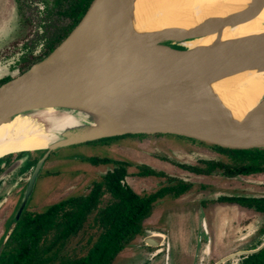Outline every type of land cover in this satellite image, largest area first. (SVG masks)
I'll list each match as a JSON object with an SVG mask.
<instances>
[{
    "label": "water",
    "instance_id": "obj_1",
    "mask_svg": "<svg viewBox=\"0 0 264 264\" xmlns=\"http://www.w3.org/2000/svg\"><path fill=\"white\" fill-rule=\"evenodd\" d=\"M143 2L147 0H92L79 21L45 57L0 84V122L16 113L46 107L88 105L100 112V122H104L71 129L44 147L26 149L42 151L28 179L30 187L51 151L127 134H175L228 149H264V115L258 122L243 126L221 123L210 111L216 104L210 97L202 99L199 92L200 87L219 80L216 70L222 66L234 69L243 55L264 63V34L251 32L201 49L187 45L229 24L255 19L262 3H249L245 15L217 17L211 23L157 26L142 21ZM117 106L131 113V123L119 118ZM26 157L14 160L1 174ZM10 231L2 237L0 253ZM163 236L154 231L144 240L150 243V239ZM263 247L264 239L254 248L232 252L213 264L256 253ZM164 264H169L168 256Z\"/></svg>",
    "mask_w": 264,
    "mask_h": 264
},
{
    "label": "rangeland",
    "instance_id": "obj_2",
    "mask_svg": "<svg viewBox=\"0 0 264 264\" xmlns=\"http://www.w3.org/2000/svg\"><path fill=\"white\" fill-rule=\"evenodd\" d=\"M51 1L44 0L43 2L46 3H42L37 0L43 5V12H40L39 6L36 4L28 6L23 1L0 0V78L14 74L7 73L9 64L3 63L7 60L6 57L12 56L11 62H15L20 57V55L14 54L4 56V53L11 50L16 51L18 45L26 42H30L31 47L34 48L43 38L55 37L59 29L68 25L67 19H62L49 10ZM13 67L10 63L8 69L12 70ZM247 81L246 84L242 85L241 93L264 91V67L260 68L256 75ZM41 111L32 110L21 115L47 128L49 122L41 114ZM200 142L175 134H127L61 147L51 151L45 158L40 173L37 174L31 187L27 181L18 188L9 212V216L13 215L12 221L0 228L1 238L13 225L21 207L22 210L31 209L41 212L56 202L86 192L93 180L98 179L113 166L112 163L95 161L96 158L128 163L125 180L135 192L143 193V191L156 189L159 184L167 182L166 179L171 176L167 175L168 177L165 179L138 175L139 164H145L154 170H162L174 176L185 174L181 172V164L179 163L188 164L198 161V159H209L213 158L212 156H217L209 147L211 144L205 142L201 144ZM203 145L208 146L202 147ZM27 151L24 150L23 155H26ZM38 153L40 154V152ZM38 153H35L37 157L39 156ZM189 175L191 178V174ZM219 177L221 176L214 174L209 176L207 180L201 178V183L207 181V188L197 184L192 191L200 196L211 193L210 196L212 197L221 193L243 192L242 189H233L234 186H244L239 180L238 183L235 180H221ZM252 189L261 191L263 188L254 185ZM169 200L165 198V201L157 202L145 222L149 221L150 227L169 233L173 241L186 245L191 237L189 234L192 230L190 224L193 221L191 212L184 207L185 202L182 200L178 202H170ZM2 219L3 217H0V221ZM240 236L234 231L215 232L213 234L214 253L211 260L209 259L210 263L207 261L206 264H213L215 260L225 254L251 248V245L257 243L255 234L243 239ZM75 246L77 243L76 240H73L69 247ZM128 251L129 248H124L118 254V260L122 261ZM169 264L182 263L176 258L173 260L169 258Z\"/></svg>",
    "mask_w": 264,
    "mask_h": 264
},
{
    "label": "trees",
    "instance_id": "obj_3",
    "mask_svg": "<svg viewBox=\"0 0 264 264\" xmlns=\"http://www.w3.org/2000/svg\"><path fill=\"white\" fill-rule=\"evenodd\" d=\"M91 1H51L49 10L58 17L67 19L68 25L56 32V36L48 42L47 49L24 70L45 57L61 42ZM11 78L12 76L4 77L0 84ZM220 148L228 152L233 161L243 157L246 172L249 169L256 170L257 163L264 162V149ZM95 161L115 166L93 181L84 195L68 197L41 212L24 210L3 245L0 264H113L116 255L142 232L143 222L151 214L155 197L169 191L180 192L169 188L150 194L137 193L125 180L128 163L106 158H96ZM210 163L202 173L206 174L220 167L226 175L236 172L229 164L214 161ZM138 167V175H162L161 171L146 165ZM73 240H76L77 246L70 248ZM237 264H264V247L247 255Z\"/></svg>",
    "mask_w": 264,
    "mask_h": 264
},
{
    "label": "flooded vegetation",
    "instance_id": "obj_4",
    "mask_svg": "<svg viewBox=\"0 0 264 264\" xmlns=\"http://www.w3.org/2000/svg\"><path fill=\"white\" fill-rule=\"evenodd\" d=\"M21 1H23L24 4L28 6L36 4L39 6L40 12H43V5L40 4V2L45 3L43 2L44 0H40V2H37V0H19V2ZM50 40L51 38H43L42 41L37 43L34 48L33 46L31 47L30 42H26L18 45L16 51L11 50L4 53V56L9 54H14L16 56L20 55V57H18L15 62L10 61L12 56L6 57L7 60L3 63L9 65L12 63L14 66L13 69L10 70L8 69V65L7 73H14L13 75L11 74V76L14 77L15 75L23 72L26 66H28L34 59L36 60L43 53V51L47 49V44ZM3 78L4 77L0 78V81ZM200 143L202 144V142ZM204 146L206 147L208 145H203L202 147ZM209 147L212 148L217 156H212L213 158L209 159H198V161L188 164L179 163L181 164V172L185 174L177 176L167 174L162 170L155 169L156 171H161L162 175H147V177H161L165 179L168 177L167 175H170L171 177L166 179L167 182L159 184L156 189L154 188L150 191H143V193L150 194L155 193L160 189L172 188L177 191L180 190V192L169 191L157 195L154 199L152 209L157 202L160 203L161 201H165V198L170 199V202H178L181 200L185 202L184 207L191 212V219L193 218V221L190 224L192 230L189 233L191 237L187 241V244L183 245L177 241H173L169 233L164 232L161 229L150 227L148 224L149 221L147 223L145 222L149 218L148 217L143 222L142 232L124 247L129 248L126 257H124L122 261H119L118 254L121 252L120 251L116 255L113 264H162L165 261L166 256H168L171 260L176 258L177 261L182 264H206L207 261L210 263L212 254L214 253L213 234L215 232L219 233L223 231H234L239 233L241 235L240 238L242 239L248 237L251 234H255L257 237V243L251 245V248L258 246L263 241L264 208H262V205H264V162L257 163L256 170L249 169V171L246 172L244 170L245 163L242 159L243 157L239 158L237 161H233L228 152L219 146L211 145ZM38 152L41 153L42 151H27L26 159L4 174L1 173L5 170V168L9 166L14 160L23 156L24 151L21 150L12 152L0 157V200L3 196L6 197L0 203V217H3V219L0 221V228L8 225L12 221L13 215L9 216V212L11 211L14 197L16 196L17 190L21 187L22 183L27 182L31 176L37 159L35 153ZM210 161L229 164L231 168L236 169V172L232 175H226L223 173L222 167H220L209 171L206 174L202 173V171H206L208 166L211 165ZM2 162H5L3 167H1ZM113 166L115 165L113 164ZM41 167L38 170V174L40 173ZM195 170H198L199 172ZM189 174H191V178ZM214 174L220 175L221 177H219V179H223L225 181L239 180L244 184V186H234L233 189H242L243 192L221 193L215 197H212L210 196L211 193L205 196H200L199 194L192 191V189L197 184L206 187L207 181L201 183L200 179L202 178L207 180L209 176H213ZM92 182L90 184H92ZM254 185L261 186L263 189L261 191L252 189ZM85 193L86 192L72 195L71 197L84 195ZM15 223L16 219L9 229L12 230ZM154 231H157L164 236L160 239H150V243H146L144 240L145 237L148 236L149 233H154ZM1 241L2 238L0 231V244ZM244 257L246 256L231 258L223 264H237ZM217 260H215V262Z\"/></svg>",
    "mask_w": 264,
    "mask_h": 264
},
{
    "label": "bare ground",
    "instance_id": "obj_5",
    "mask_svg": "<svg viewBox=\"0 0 264 264\" xmlns=\"http://www.w3.org/2000/svg\"><path fill=\"white\" fill-rule=\"evenodd\" d=\"M253 2L263 5L255 19L240 25L229 24L210 36L187 43L191 49H201L210 43L226 41L251 32L264 34V0H147L143 2L145 15L141 19L149 24L158 23L157 26L165 24L191 26L197 25L200 21L211 23L216 21L213 18L217 17L245 15L250 9L249 3ZM109 39L116 41L114 37ZM239 60V65L232 70L223 68L224 66L216 70L219 80L200 87L199 92L204 97L201 96L202 99L211 98L216 104L217 107H213L216 112L211 109L210 111L218 121L243 126L258 122L264 115V91L241 93L242 85L246 84L250 77L253 78L258 70L264 67V63L244 55ZM189 82L194 84V79H190ZM117 111L124 123H131L129 111L121 106H117ZM41 114L48 120L49 127L44 128L20 113L0 122V156L44 147L57 139L61 133L74 128L77 130L104 125V122H100V112L91 105L75 108L46 107Z\"/></svg>",
    "mask_w": 264,
    "mask_h": 264
}]
</instances>
